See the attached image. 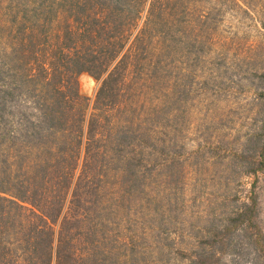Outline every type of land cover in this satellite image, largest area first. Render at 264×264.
<instances>
[{
    "label": "rangeland",
    "instance_id": "rangeland-1",
    "mask_svg": "<svg viewBox=\"0 0 264 264\" xmlns=\"http://www.w3.org/2000/svg\"><path fill=\"white\" fill-rule=\"evenodd\" d=\"M46 9L45 0H0V26L9 39L28 23L22 10ZM121 57L96 105L100 78L76 77L97 140L71 264H264V0H139L107 71ZM25 62L14 109L43 101L39 82L25 86Z\"/></svg>",
    "mask_w": 264,
    "mask_h": 264
},
{
    "label": "trees",
    "instance_id": "trees-1",
    "mask_svg": "<svg viewBox=\"0 0 264 264\" xmlns=\"http://www.w3.org/2000/svg\"><path fill=\"white\" fill-rule=\"evenodd\" d=\"M45 2L40 15L21 11L28 23H15L9 39L6 20L0 26V264H71L78 207L87 208L81 201L87 192L81 191L82 173L97 140L96 118L86 113L87 99L78 93L76 77L86 72L100 78L93 105L109 96L122 57L107 69L139 15V0ZM53 5L62 7L52 10ZM123 10L130 12L124 21ZM37 17L41 27L34 23ZM138 37L136 32L131 41ZM23 57L27 83L20 78L18 83L43 87V101L25 110L9 105ZM63 57L61 68L57 62ZM69 99L75 106L66 104ZM16 113L19 119L10 122Z\"/></svg>",
    "mask_w": 264,
    "mask_h": 264
}]
</instances>
